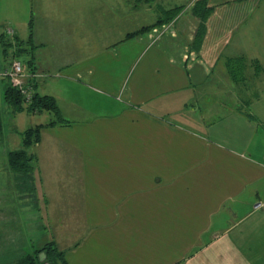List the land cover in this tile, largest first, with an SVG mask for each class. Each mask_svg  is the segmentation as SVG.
I'll list each match as a JSON object with an SVG mask.
<instances>
[{"label": "crops", "instance_id": "crops-1", "mask_svg": "<svg viewBox=\"0 0 264 264\" xmlns=\"http://www.w3.org/2000/svg\"><path fill=\"white\" fill-rule=\"evenodd\" d=\"M202 1L210 9L203 19L194 11ZM68 2L73 8L63 14L54 0H0V106L14 119L9 127L3 119L0 130V197L18 198V219L10 218L11 212L0 204V232L10 229L5 236L11 246L18 238V257H0V264H19L50 243L64 254L66 264H264L261 152L256 151L257 158L247 157L248 148L239 145L234 149L242 150H230L235 159L223 160L220 172L209 157L167 158L160 141L161 135L179 133L167 119L188 113L192 127L202 124L194 114L203 109L200 94L208 101L239 103L222 106L239 117L240 105L261 102L248 98L247 92L255 78L259 86L264 81V71L255 74L256 63L263 65L264 59L244 47L246 41L252 47L258 36L264 45V0H190L188 6L160 7L181 10L156 30L150 26L160 17L135 20L134 0L123 1L127 8L121 15L117 0L110 5L102 0V5L96 0ZM150 3L159 5L157 0ZM88 20L95 23L91 43L116 60L119 47L126 48L124 57L134 53L136 41L145 45L148 59L131 84L125 110L135 121L141 116L158 129H152L159 138L156 156L138 158L132 139L114 145L72 141L66 130L74 125L60 104L66 122L52 119L49 111L14 113L6 104L11 80L4 73L16 60L38 93L43 83L45 92L47 81L80 82ZM241 58L245 65L239 66L242 75L235 79L230 61ZM220 81L225 82L223 93L214 98ZM49 96L59 103L55 93ZM21 115L47 118L20 130L15 118ZM258 118L264 120V111ZM35 126L42 129L40 141L26 150L31 168L16 171L10 155L22 150L24 132ZM248 130L257 133L253 126ZM101 146L120 156L96 159Z\"/></svg>", "mask_w": 264, "mask_h": 264}, {"label": "rangeland", "instance_id": "rangeland-1", "mask_svg": "<svg viewBox=\"0 0 264 264\" xmlns=\"http://www.w3.org/2000/svg\"><path fill=\"white\" fill-rule=\"evenodd\" d=\"M54 1V6H56L61 13L69 14L71 12L73 7H71L68 0ZM96 1L98 2L99 0ZM102 1L110 5L111 1L116 0ZM117 1L119 3L117 7L118 13L121 15L127 8L125 4L123 5V1L126 3V0ZM134 1V9L136 10H133V14L137 22H145L150 18L154 20L157 19V17L163 16L164 13L162 10L165 6L172 5V8L176 6H188L187 4L190 2V0H157L159 2L158 5L157 3H150L149 0L147 8L145 6L148 4L146 0ZM99 4L102 5V2ZM99 4H95L94 7L99 9ZM69 6L71 9H65ZM105 9L108 11L105 6H102L101 10ZM88 10L89 7H85V14L91 15L92 12ZM94 24L93 21L88 20L86 22L88 51L86 53V59L82 62L84 65L80 66L85 71V75L81 76V80H79L80 82L62 84V81H55L54 83L47 81L45 92L43 89L44 83L39 86V92L49 95L55 93L59 98L58 104L63 106L62 109L64 108L63 111L66 113L67 120L71 121V125H74L72 126V130H66L72 141H81V143L85 142L86 144L92 145L100 141L101 144L108 145L109 143V145H114L126 144L127 141L132 139L133 144L136 146V150L138 148L140 156L138 158L156 156L155 147L157 146H155V144L157 142L159 143V138L156 137L153 131H157L158 129H153L154 126L150 127L149 120L141 116H139L138 119L136 118L137 121H135V117H131L130 110H125L131 84L140 76L142 67H145V59L147 58V51H145V49L143 51L145 45L142 44L140 46L139 42L136 41L134 53L130 56L124 55V57L123 52L126 54V48L123 46L119 47L120 56H117L119 60H116L114 55L109 56L103 53L102 50L99 51V47H96L98 43H91L89 38H91L90 32L94 31ZM153 30H156V28ZM254 41L252 47L249 45V41H246L247 45L244 47V50L248 54L261 55L264 59V45L260 43V37L254 38ZM94 46L96 47V52L92 54L91 50L92 48L94 49ZM261 63L263 64L264 61H261ZM250 67L251 71L254 72L252 65H250ZM259 67L260 70L258 73H254L260 74L261 76L264 71V64L259 65ZM45 79L46 78L43 80ZM108 80H111V82ZM258 80L259 79L255 78L252 82V85L254 83L255 85H253L251 89L248 88L249 92L247 93L248 98L252 96L254 98L259 97L261 102L256 100V102H252L250 106H246L245 104L240 105L238 109L242 112L241 117L234 116V113L231 114L229 110L222 108L224 105H229L231 107L239 103L233 104L234 102H225L223 100L208 101L200 94L201 99L199 106L203 109L201 111H196L194 114L202 120V124L192 127L191 124L188 123V118H190V114L188 113L184 114L182 117L167 119L174 126L177 125L176 128L179 133L176 136L174 134H169V136H165V138L161 135V144L165 142L166 147L165 156L167 158L176 157L184 160L204 159L209 157L216 161V166L220 169V172L223 171L221 167L223 160L235 159V156L231 154L230 150H235L237 152L242 150L234 149L238 148L239 145H241V148L243 145L248 148L246 150L248 153L243 151L246 152L247 157L252 155L255 156L254 158H257L256 151H259L263 158L264 120L261 119L262 121H260L258 116L264 111V81L261 82L259 86ZM223 84H225V82L220 81L219 90L215 92L216 95H214V98L223 93ZM210 107L214 109L210 110ZM212 113L220 115L210 117ZM47 115H51L52 119L57 117L54 113H49ZM116 115H123V117L120 118L119 116L116 118ZM12 117L13 116L2 112V118L7 127L13 124L14 119ZM46 118L47 116L44 115L17 116L15 118V127H19L18 129L21 130L22 126V128H27L37 122H46ZM245 121L250 125H244ZM250 126L255 127L257 133L250 132V130H248L251 128ZM112 132L114 133L111 134ZM173 147H177V150L174 151ZM116 153L115 156H112V153L108 151L105 146H101V148L97 149V154L96 156L94 154V157L100 159L120 156L118 151ZM17 202L18 198L15 197H0L1 206L7 208V210L11 212L9 214L10 218L18 219ZM5 222L8 224L7 226L11 229L13 228L11 222ZM9 231L10 229H4L0 232V251L2 250L0 257L2 259L13 258L14 256L18 257V238H16V244L14 241L11 242L13 243L11 246L9 238L5 236V233ZM42 254L43 253L39 255L40 261Z\"/></svg>", "mask_w": 264, "mask_h": 264}, {"label": "trees", "instance_id": "trees-1", "mask_svg": "<svg viewBox=\"0 0 264 264\" xmlns=\"http://www.w3.org/2000/svg\"><path fill=\"white\" fill-rule=\"evenodd\" d=\"M180 10L181 8H175L172 10L163 11L164 15L160 17L158 22L150 26V29L152 30L154 28L160 27L163 24L169 23L178 15ZM194 11L196 15H199V17L203 19L205 18L203 17L204 14H209L210 9L206 8L205 1H202L196 4ZM230 64L231 65L229 66L232 70V75L236 79L239 75V66L242 68L245 63L241 58L238 60L232 59ZM256 69L257 71L260 70L258 63H256ZM31 79L26 82V87L29 90V96L28 94H23L18 87L13 86L12 84L9 85L4 94V100L6 104L13 110L14 113H20L24 111L29 113L49 111L54 113L59 121L66 122L61 118L60 108L55 98L49 95H41L38 93L36 91V84H34ZM52 124L54 123H51V125ZM2 128L3 118L0 106V130H2ZM41 129L42 126H35L24 132L22 150L11 153L10 155V164L14 170L19 172H27L31 168L29 162L32 158L28 155L26 150L40 141ZM41 253L46 254L45 262H49L50 264H66L64 254L60 252L52 243L47 244L44 249L36 251L33 255L27 256L19 264H45V262H41L39 260V255Z\"/></svg>", "mask_w": 264, "mask_h": 264}, {"label": "built area", "instance_id": "built-area-1", "mask_svg": "<svg viewBox=\"0 0 264 264\" xmlns=\"http://www.w3.org/2000/svg\"><path fill=\"white\" fill-rule=\"evenodd\" d=\"M4 75L10 78L13 86L18 87L23 94H28L29 96V90L26 87L25 81L26 76L23 72V65L20 61H14L11 68L6 71Z\"/></svg>", "mask_w": 264, "mask_h": 264}, {"label": "water", "instance_id": "water-1", "mask_svg": "<svg viewBox=\"0 0 264 264\" xmlns=\"http://www.w3.org/2000/svg\"><path fill=\"white\" fill-rule=\"evenodd\" d=\"M40 258H41V262H45L46 254L43 253ZM45 264H50V263L49 262H45Z\"/></svg>", "mask_w": 264, "mask_h": 264}]
</instances>
